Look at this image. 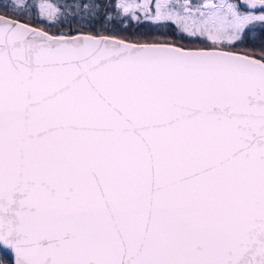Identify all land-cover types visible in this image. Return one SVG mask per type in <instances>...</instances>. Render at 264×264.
Masks as SVG:
<instances>
[{"label":"snow or ice","instance_id":"obj_1","mask_svg":"<svg viewBox=\"0 0 264 264\" xmlns=\"http://www.w3.org/2000/svg\"><path fill=\"white\" fill-rule=\"evenodd\" d=\"M0 6V264H264V0Z\"/></svg>","mask_w":264,"mask_h":264},{"label":"trees","instance_id":"obj_2","mask_svg":"<svg viewBox=\"0 0 264 264\" xmlns=\"http://www.w3.org/2000/svg\"><path fill=\"white\" fill-rule=\"evenodd\" d=\"M27 0L28 8L26 9V14L21 17V19L29 22L35 26L43 27L45 30L51 33H68L79 34V33H92L96 34L103 32L104 34L115 33L120 36L133 37L134 35L143 34L146 29L139 27V32H137L136 21H132L131 24L125 28V25L121 23V18L115 17V13L112 11V5L117 2V0H98L99 3L105 5L107 11L114 17V19L109 20L107 18L101 19V16H96L95 18H90L86 11H82L79 5L85 2V0H51L55 6L61 8L64 16L62 15L60 20L57 21L55 25L47 23L40 18L39 12L33 7L34 4ZM33 1V0H31ZM34 2V1H33ZM91 3L93 0H87ZM2 5V4H0ZM75 9V11H73ZM0 14L10 15L6 9L0 6ZM103 15V13H101ZM125 23L127 21L125 20ZM148 22L145 21V24ZM255 38V36H254ZM256 43H259L258 39H255Z\"/></svg>","mask_w":264,"mask_h":264},{"label":"rangeland","instance_id":"obj_3","mask_svg":"<svg viewBox=\"0 0 264 264\" xmlns=\"http://www.w3.org/2000/svg\"><path fill=\"white\" fill-rule=\"evenodd\" d=\"M34 1V2H33ZM33 1H29V2H31L32 4H34L33 5V7L34 8H36L37 10H38V5H39V3L41 2V0H33ZM11 2V0H0V4H8V3H10ZM47 2H50V3H52V1L51 0H47ZM53 4V3H52ZM54 5V4H53ZM38 12H39V10H38ZM64 16V15H63Z\"/></svg>","mask_w":264,"mask_h":264}]
</instances>
